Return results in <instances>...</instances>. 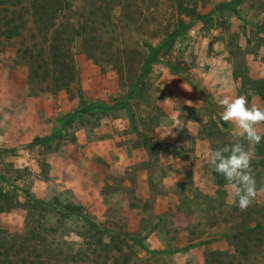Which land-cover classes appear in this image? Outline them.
I'll list each match as a JSON object with an SVG mask.
<instances>
[{
	"label": "rangeland",
	"instance_id": "rangeland-1",
	"mask_svg": "<svg viewBox=\"0 0 264 264\" xmlns=\"http://www.w3.org/2000/svg\"><path fill=\"white\" fill-rule=\"evenodd\" d=\"M54 5L0 39V264H264V192L208 164L219 100L264 107V0Z\"/></svg>",
	"mask_w": 264,
	"mask_h": 264
},
{
	"label": "clouds",
	"instance_id": "clouds-1",
	"mask_svg": "<svg viewBox=\"0 0 264 264\" xmlns=\"http://www.w3.org/2000/svg\"><path fill=\"white\" fill-rule=\"evenodd\" d=\"M188 103L191 106V102ZM218 103L223 109L220 119L235 126L232 134L238 140L212 150L208 154V164L234 189L239 209L246 211L258 194L264 192V187H257L252 166L253 153L241 141L254 145L264 139L260 132V126L264 125V107L249 105L244 95H225Z\"/></svg>",
	"mask_w": 264,
	"mask_h": 264
},
{
	"label": "trees",
	"instance_id": "trees-1",
	"mask_svg": "<svg viewBox=\"0 0 264 264\" xmlns=\"http://www.w3.org/2000/svg\"><path fill=\"white\" fill-rule=\"evenodd\" d=\"M55 2L57 0H0V39L18 36L27 25L26 17H32L41 27L45 26L46 32L53 30L65 11L64 6H56ZM69 207L75 212L81 209Z\"/></svg>",
	"mask_w": 264,
	"mask_h": 264
}]
</instances>
